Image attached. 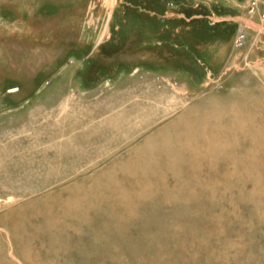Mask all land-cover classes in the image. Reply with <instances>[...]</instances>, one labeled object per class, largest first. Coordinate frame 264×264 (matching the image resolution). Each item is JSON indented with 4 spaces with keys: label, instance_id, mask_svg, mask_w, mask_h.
Returning a JSON list of instances; mask_svg holds the SVG:
<instances>
[{
    "label": "rangeland",
    "instance_id": "1",
    "mask_svg": "<svg viewBox=\"0 0 264 264\" xmlns=\"http://www.w3.org/2000/svg\"><path fill=\"white\" fill-rule=\"evenodd\" d=\"M260 98L264 0H0V264H264Z\"/></svg>",
    "mask_w": 264,
    "mask_h": 264
},
{
    "label": "bare ground",
    "instance_id": "2",
    "mask_svg": "<svg viewBox=\"0 0 264 264\" xmlns=\"http://www.w3.org/2000/svg\"><path fill=\"white\" fill-rule=\"evenodd\" d=\"M257 101H259L260 102V108L261 109H263L264 110V99H259V100H257ZM245 120V119H244ZM242 121V120H241ZM250 121H251V126L253 127L254 126V124L256 123V121H254V120H251L250 119ZM258 123H259V127H260V129H261V127H263V126H260V125H262V122L263 121H257ZM256 126H257V124H256ZM255 127V126H254ZM227 133H229L230 135H228V134H226V135H224V137L223 138H221V142H227L230 138H231V136H232V133H230V132H227ZM254 133V132H253ZM250 134L249 135V137H250V140H247V136H244L246 139H244V141L246 142V143H250L252 146H258V143H259V146H260V148H261V155H263L264 154V130H262L261 129V132H258V133H255V134ZM243 135H240V137H242ZM237 140V139H236ZM229 142V141H228ZM217 144V143H216ZM234 144V143H233ZM212 145H214V144H212ZM219 145H220V143H218V145H214L212 148H209V149H205L206 151L203 153V157H197V158H195L197 161H200L201 162V159H204V160H206V155H207V153L209 152V150H216V149H218L219 148ZM257 154V153H256ZM260 154V153H259ZM258 154V155H259ZM194 156H196V155H194ZM261 157V156H260ZM259 157V158H260ZM252 160V159H251ZM211 162H213L212 160H210ZM209 160H208V162H210ZM215 161V160H214ZM230 162H231V160H230ZM264 162V161H263ZM245 174H246V169H245V172H244ZM264 173V172H263ZM249 176H253L252 175V172H249ZM257 181V184L258 183H264L263 182V180H262V178H259V179H257L256 180ZM262 186V185H261ZM254 190H255V188H254ZM257 190V189H256ZM134 195V194H133ZM38 261V260H37Z\"/></svg>",
    "mask_w": 264,
    "mask_h": 264
},
{
    "label": "crops",
    "instance_id": "3",
    "mask_svg": "<svg viewBox=\"0 0 264 264\" xmlns=\"http://www.w3.org/2000/svg\"><path fill=\"white\" fill-rule=\"evenodd\" d=\"M201 25L203 26V29H205V24L204 21H202ZM194 29H192L191 31H193ZM197 37V36H196Z\"/></svg>",
    "mask_w": 264,
    "mask_h": 264
}]
</instances>
